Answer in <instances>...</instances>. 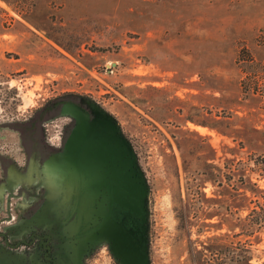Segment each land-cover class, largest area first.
<instances>
[{
	"label": "rangeland",
	"instance_id": "374dc122",
	"mask_svg": "<svg viewBox=\"0 0 264 264\" xmlns=\"http://www.w3.org/2000/svg\"><path fill=\"white\" fill-rule=\"evenodd\" d=\"M0 264H264V0H0Z\"/></svg>",
	"mask_w": 264,
	"mask_h": 264
},
{
	"label": "crops",
	"instance_id": "0c3cea01",
	"mask_svg": "<svg viewBox=\"0 0 264 264\" xmlns=\"http://www.w3.org/2000/svg\"><path fill=\"white\" fill-rule=\"evenodd\" d=\"M57 163V162H56ZM62 166V163H61V165H59V166H56V171L58 172V171H60V170H64V168H62L61 167ZM74 168H75V166L73 165V174H75V170H74ZM45 170H48V169H46V167H45ZM65 171H67V169H65ZM67 173H68V171H67ZM60 175H63L64 174V171L63 172H60L59 173ZM59 178V177H58ZM60 179H63V176L60 178ZM31 183V182H30ZM41 184V183H40ZM43 188V187H42ZM35 191H37V190H35ZM55 191H62V190H55ZM49 238H50V241H51V243H52V247H53V249L55 250L54 251V253H55V259H61L60 257L62 256V254H65L66 252H64L65 251V249L64 250H62V248L60 247V246H55V245H53V244H57L58 243V239L59 238H61L60 236H57V235H55V234H53V235H49ZM48 238V239H49ZM63 258H65V256H62ZM66 258H68V257H66ZM65 258V259H66ZM74 258H76L75 256H74Z\"/></svg>",
	"mask_w": 264,
	"mask_h": 264
},
{
	"label": "flooded vegetation",
	"instance_id": "af4514ba",
	"mask_svg": "<svg viewBox=\"0 0 264 264\" xmlns=\"http://www.w3.org/2000/svg\"><path fill=\"white\" fill-rule=\"evenodd\" d=\"M108 210H107V216L110 217L111 219H113L110 215H109V212H110V209L114 207L113 203L111 202L109 205H108ZM122 213V212H121ZM114 220V219H113Z\"/></svg>",
	"mask_w": 264,
	"mask_h": 264
}]
</instances>
